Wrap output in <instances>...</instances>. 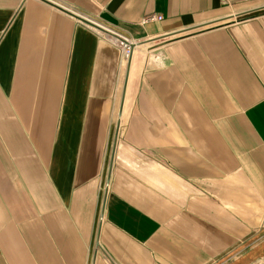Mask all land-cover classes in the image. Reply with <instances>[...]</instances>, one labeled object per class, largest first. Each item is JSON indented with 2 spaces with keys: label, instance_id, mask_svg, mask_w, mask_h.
Listing matches in <instances>:
<instances>
[{
  "label": "crops",
  "instance_id": "crops-1",
  "mask_svg": "<svg viewBox=\"0 0 264 264\" xmlns=\"http://www.w3.org/2000/svg\"><path fill=\"white\" fill-rule=\"evenodd\" d=\"M263 257L264 0H0V264Z\"/></svg>",
  "mask_w": 264,
  "mask_h": 264
},
{
  "label": "built area",
  "instance_id": "built-area-1",
  "mask_svg": "<svg viewBox=\"0 0 264 264\" xmlns=\"http://www.w3.org/2000/svg\"><path fill=\"white\" fill-rule=\"evenodd\" d=\"M222 2H224L225 0H221ZM59 9L61 8V7H58ZM64 10V11H66V12H68V13H70L72 16H74V17H78L79 19H81V20H83V21H85L86 23H90L91 25L93 24L94 26H97V27H99V28H102L100 25H98V24H95V23H91V22H89L88 20H86V19H84L83 17H81L80 15H76V14H74V12L73 11H71L70 9H68V8H65V7H62L61 8V10ZM159 19H161V16L160 15H156V14H152V15H147L145 18H144V21L145 22H150V21H152V20H159ZM109 32V31H108ZM115 36V35H114ZM116 37V36H115ZM117 39H119V40H121V44H122V52L124 53V55L126 56V58L128 57V54H129V52H128V49H129V47H128V44L127 43H125V42H123V38L121 39V38H119V37H116ZM124 40H127V39H124ZM128 41V40H127ZM128 42H130V41H128ZM251 264H264V257L263 258H261V259H259V260H256V261H254V262H252Z\"/></svg>",
  "mask_w": 264,
  "mask_h": 264
},
{
  "label": "water",
  "instance_id": "water-1",
  "mask_svg": "<svg viewBox=\"0 0 264 264\" xmlns=\"http://www.w3.org/2000/svg\"><path fill=\"white\" fill-rule=\"evenodd\" d=\"M122 40H123V42L128 44V47H129L128 52H129V54H128V57H127L126 72H125L124 81H123L124 85H123L122 94H121L122 98H121V103H120L119 110H118L120 115L122 113L121 111H122L124 98H125L124 94H125V90H126V87H127L128 74H129V71H130V67L129 66H130V63H131V57H132V53H133L132 50H133V48L135 46V43H133V42H128L127 40H124V39H122ZM117 131H118V129H117Z\"/></svg>",
  "mask_w": 264,
  "mask_h": 264
},
{
  "label": "rangeland",
  "instance_id": "rangeland-1",
  "mask_svg": "<svg viewBox=\"0 0 264 264\" xmlns=\"http://www.w3.org/2000/svg\"><path fill=\"white\" fill-rule=\"evenodd\" d=\"M120 41V40H119ZM120 43V45H121V47H122V44H121V41L119 42ZM122 49V48H121ZM123 56H124V59L126 58V56L124 55V53H123Z\"/></svg>",
  "mask_w": 264,
  "mask_h": 264
}]
</instances>
